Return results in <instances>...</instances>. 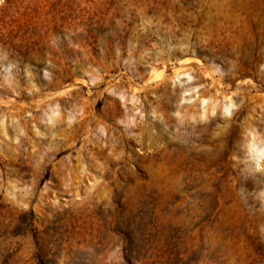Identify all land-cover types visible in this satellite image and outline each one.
<instances>
[{
  "label": "clouds",
  "instance_id": "clouds-1",
  "mask_svg": "<svg viewBox=\"0 0 264 264\" xmlns=\"http://www.w3.org/2000/svg\"><path fill=\"white\" fill-rule=\"evenodd\" d=\"M147 3L122 0L121 6L127 4L128 8L117 26L124 29L125 21L132 18L129 9ZM192 4L197 5L189 13L193 21L182 25L185 43L175 61L181 68L172 64L174 74L166 75L170 61L163 60L165 53L149 65H163L158 69L159 81L148 72L147 78L140 77L137 82L128 75L130 69L107 78L112 64L121 63V51L116 47L115 60L100 67L101 74L88 83L89 91L78 89L72 96V88L64 85L61 89L58 80L45 81L42 76L38 88L32 72L25 71L37 66L19 53L12 61L0 55L4 62L0 68L5 72L15 69L17 87L23 81L29 95L38 94L41 88H56V95L68 97L65 101L50 97V106L37 108L39 115L30 122L32 135L17 126L10 138L7 127L0 123V164L3 160L18 162L0 166V203L24 213L19 233L12 231L15 223L0 217V260L23 264L20 257L26 255L32 257L28 264H152L164 230L170 244L176 237L174 264H235L232 254H225V242L240 233L256 236L264 245V104L257 106L259 112L248 108L245 91L237 85H257L252 79L237 80L238 70L232 68L242 56L259 57L257 75L264 73V0H192ZM204 7L210 17L231 7L237 24L257 21V46L247 52L237 47L221 51L218 45L234 38L232 28H222L221 36L200 27L195 18ZM177 19L172 15L173 27ZM157 25L145 31L151 32ZM83 31L79 27L72 35ZM136 31H141L139 25ZM104 35H112L119 43L118 33ZM192 48L196 49L194 55L185 51ZM105 51L101 49V58ZM145 57L151 58L148 50L139 60ZM210 62L222 71L213 70ZM42 72L43 68H38L36 75ZM7 85V80L0 78V88ZM49 111H55L54 119L45 118ZM69 145L74 156L66 151ZM57 157L65 165L76 161L71 175L60 183L54 175H46V165ZM177 161L183 163L176 167ZM26 164L31 167L25 168ZM169 170L172 175L167 180L171 183L163 187L170 191L163 197L156 191L158 174ZM75 177H91V187L82 186V179L74 182ZM136 181L152 185L150 192L141 189L142 199L134 195ZM54 189L56 198H49ZM157 207L162 218L171 217L178 223L154 220ZM89 210L100 220L98 229L77 230L71 219ZM233 217L240 222L230 228ZM41 225L44 231L37 232ZM198 230L199 244L191 250L183 247L180 237H190ZM221 235L223 239H218Z\"/></svg>",
  "mask_w": 264,
  "mask_h": 264
},
{
  "label": "rangeland",
  "instance_id": "rangeland-1",
  "mask_svg": "<svg viewBox=\"0 0 264 264\" xmlns=\"http://www.w3.org/2000/svg\"><path fill=\"white\" fill-rule=\"evenodd\" d=\"M121 3H118L117 0H4V4L0 5V55H6L8 60L12 61L15 55L19 53L37 66V68H27L25 71L32 72L31 79L38 88L41 87L40 78L42 76L45 81L52 80L55 82L58 80V87L61 89L64 85L72 88L73 91L70 93L72 96L78 89L84 93L89 91L88 83L90 80L94 82L98 78V75L101 74L100 67L115 60L114 51L116 47H119L121 51V63L119 66L112 64V67L108 69L109 76L107 78L117 72L130 69L128 75H131L133 80L137 82H140V77L147 78L148 72H152V79L159 81L161 74L158 69L163 65H157L156 68H151L149 65L159 60L161 53H165L163 56L165 62L170 61L165 74L173 75L172 64H175L177 70L181 68V65L175 61L176 57L180 55V48L185 43L182 37L184 32L182 25L186 26L187 23H192L193 17L189 13L197 5H193L192 0H180L179 3L174 2V0H148L147 4L134 5L129 9L132 18L125 21L126 27L121 29L117 26L116 21L121 19L124 8H128L127 4L121 6ZM212 11L215 12L217 9L213 8ZM207 12L208 8L204 7V12L195 18L200 27L219 32L221 36L224 35V32L221 31L222 28L229 25L232 28L234 38L227 43L218 45L221 51L224 49L231 51L233 47H237L238 50L247 52L257 46L260 36L257 21L252 20L250 23L245 21L237 24L235 10L231 7L222 9L217 16L210 17L206 15ZM170 13L178 17L176 27L180 28L179 31L173 27ZM157 20L160 21L158 25ZM137 25L141 28L140 32L136 31ZM151 25H157L159 31L157 32V28H152L151 32L145 31ZM79 27H83L84 31L79 36H73L72 33ZM113 32L119 34V43H116L112 35H104V33ZM69 42H71V47ZM101 49H107L103 58L100 54ZM145 50H148L151 58L145 57V60L141 61L139 57ZM185 51L194 55L196 49H186ZM258 59L260 58L251 59L242 56L241 62L232 66L233 69L238 70L237 80L252 79L256 83V88H252L251 85H237L242 91L251 89L250 95L255 96V98L249 103V106H251L250 109L254 107L256 112L260 111L257 106L264 104V80L261 79L264 77V73L257 75L256 60ZM2 63L4 62L0 61V64ZM210 63L213 70L222 71V69L216 68L215 63ZM89 64L91 67H88ZM4 67L7 65L5 64ZM38 68H43V72L39 76L36 75ZM14 71L15 69L10 68L5 72L0 68V78L8 82L6 87L0 88V123L7 127L10 138L14 135L13 129L17 126L28 131V135H32L30 122H35L34 117L39 115L36 111L37 108L43 109L51 105L53 101L50 97H54L55 101L68 99L66 96L56 95V88H41L38 94L29 95L27 85L23 81L17 87V81L13 75ZM85 71L88 75H84ZM228 75L231 77L232 74L229 73ZM80 80H83V83L78 84ZM87 99H91V97L89 96ZM55 115V111H49L45 118L54 119ZM13 120L17 121L16 125H13ZM79 146V143L75 145L77 148ZM92 147L93 145H89L90 149ZM100 150L96 149V151ZM66 151L72 153L73 156L75 155L71 145ZM140 151L142 152L143 149ZM149 155L153 154L149 153ZM9 163L18 162L3 160L0 166ZM182 163L183 161H177L176 167ZM75 164L76 161L73 160L70 165H65L57 157V161L46 165V175H54L55 181L60 183L66 176L71 175L70 169L74 168ZM28 167L31 165L26 164L25 168ZM91 171L94 176L97 175L95 170ZM144 171L145 169L142 168L141 172ZM104 175L106 176L107 173ZM158 175L160 184L156 191L158 195L166 197L170 189L166 190L163 185L171 183L167 177L171 176L172 172L169 170ZM76 179H82V186L91 187L89 184L91 177H75L74 182ZM142 188L150 192L152 185L145 186L136 181L133 189L136 199L144 198ZM81 194H83L82 191ZM48 196L49 198H56L55 189ZM136 199H133L132 203H135ZM2 200L3 197H0V201ZM124 202L122 201V203ZM0 217H3L10 224H16V227L12 229L14 233L20 232L19 222L24 218L23 212L19 209L11 211L5 203H0ZM153 219L160 224L178 223L171 217L162 218L158 207ZM239 222V218L233 217L228 227L232 228L233 224H239ZM71 223L77 230L90 229L95 231L100 225V220L89 210L87 213L72 218ZM36 230L37 232L44 231L43 225ZM168 236L169 233L164 230L162 235L158 237L157 251L153 254L152 264H169L170 260L174 264L172 247L176 237H173V244H170ZM199 236L198 230L190 237H180L184 240L183 247L189 250L194 249L199 244ZM218 239H223V236L221 235ZM225 250L226 255L231 253L232 257L235 258V264H264V245L258 243L256 236L246 233L237 234L235 238L225 242ZM20 259L23 264H28L32 257L21 255ZM184 259H187V256ZM0 264H15V261L0 260Z\"/></svg>",
  "mask_w": 264,
  "mask_h": 264
},
{
  "label": "bare ground",
  "instance_id": "bare-ground-1",
  "mask_svg": "<svg viewBox=\"0 0 264 264\" xmlns=\"http://www.w3.org/2000/svg\"><path fill=\"white\" fill-rule=\"evenodd\" d=\"M243 91H245V90H243ZM245 97H246V103L248 105V108L250 109L251 106H249V103L255 98V96H251L250 92L245 91ZM252 108H254V107H252Z\"/></svg>",
  "mask_w": 264,
  "mask_h": 264
}]
</instances>
